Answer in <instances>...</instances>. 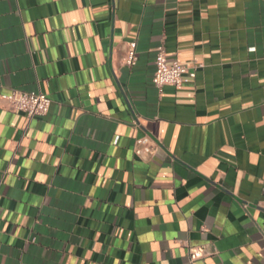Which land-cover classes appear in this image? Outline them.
Instances as JSON below:
<instances>
[{
	"label": "crops",
	"instance_id": "obj_1",
	"mask_svg": "<svg viewBox=\"0 0 264 264\" xmlns=\"http://www.w3.org/2000/svg\"><path fill=\"white\" fill-rule=\"evenodd\" d=\"M161 46L195 77L157 90ZM13 91L48 113L10 111ZM189 248L264 264V0H0V264Z\"/></svg>",
	"mask_w": 264,
	"mask_h": 264
},
{
	"label": "built area",
	"instance_id": "obj_2",
	"mask_svg": "<svg viewBox=\"0 0 264 264\" xmlns=\"http://www.w3.org/2000/svg\"><path fill=\"white\" fill-rule=\"evenodd\" d=\"M137 61L136 58V45L135 43L128 44L124 63L127 66H134ZM197 66H194L191 70L177 62H168L165 56L163 47H159L156 50V56L154 60V72L151 82L153 86L161 91L165 86H171L178 88L183 82L184 76L190 78L195 77V71ZM9 102V110L12 112H21L25 114L29 119L45 116L50 108L51 101L43 93L40 92H19L13 91L7 97ZM204 253V250H202ZM189 264L199 258L198 251L194 248H189Z\"/></svg>",
	"mask_w": 264,
	"mask_h": 264
}]
</instances>
